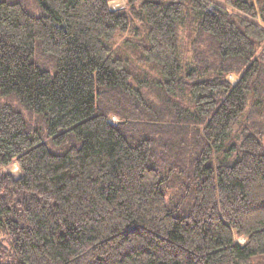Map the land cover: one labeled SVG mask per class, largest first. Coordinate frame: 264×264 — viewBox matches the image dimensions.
Instances as JSON below:
<instances>
[{
    "label": "trees",
    "instance_id": "16d2710c",
    "mask_svg": "<svg viewBox=\"0 0 264 264\" xmlns=\"http://www.w3.org/2000/svg\"><path fill=\"white\" fill-rule=\"evenodd\" d=\"M109 1L0 0V264H264V0Z\"/></svg>",
    "mask_w": 264,
    "mask_h": 264
},
{
    "label": "rangeland",
    "instance_id": "374dc122",
    "mask_svg": "<svg viewBox=\"0 0 264 264\" xmlns=\"http://www.w3.org/2000/svg\"><path fill=\"white\" fill-rule=\"evenodd\" d=\"M109 6H110V8H112V9H117V8H122V7H124L125 6V0H111V1H109ZM184 33V32H183ZM181 38H182V42H184L185 43V41H186V38L184 37V35H182L181 36ZM121 41V39H117V43L118 42H120ZM186 48H188V47H186ZM187 51V52H186ZM185 54L186 55H189V52H188V50H185ZM229 78L232 80V81H235L236 80V77L235 76H233V75H230L229 76ZM110 120H112V121H116L117 120V118L115 117V116H111L110 117ZM6 171H8V172H10L12 175H14V176H17V175H19L20 174V171H19V168H18V166H17V164L16 163H13V164H11L10 166H8V167H6V168H4ZM239 242H243V238H239V239H237ZM0 242H3L5 245H9V242H8V239L5 237V236H0Z\"/></svg>",
    "mask_w": 264,
    "mask_h": 264
}]
</instances>
